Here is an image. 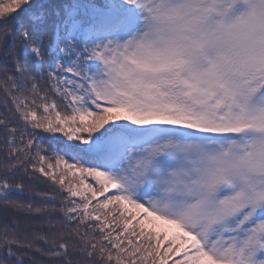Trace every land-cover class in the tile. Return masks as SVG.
Masks as SVG:
<instances>
[{
    "label": "snow or ice",
    "instance_id": "6c2138e0",
    "mask_svg": "<svg viewBox=\"0 0 264 264\" xmlns=\"http://www.w3.org/2000/svg\"><path fill=\"white\" fill-rule=\"evenodd\" d=\"M0 132V264H264V0H0Z\"/></svg>",
    "mask_w": 264,
    "mask_h": 264
},
{
    "label": "trees",
    "instance_id": "16d2710c",
    "mask_svg": "<svg viewBox=\"0 0 264 264\" xmlns=\"http://www.w3.org/2000/svg\"><path fill=\"white\" fill-rule=\"evenodd\" d=\"M2 136H3V133L0 132V155L3 154V140H2ZM32 188L34 189L32 192H25V194L23 196H21L20 199L28 201L30 198H33L36 202H39L41 200V198L36 196V192H39V191H54V189L52 188L50 182H48L46 179H43V178L38 183L32 185ZM0 219H2V218H0ZM21 219H23V217H21ZM33 227L39 229L40 225L37 222V223L33 224ZM44 230L45 231L47 230L46 226H45Z\"/></svg>",
    "mask_w": 264,
    "mask_h": 264
}]
</instances>
